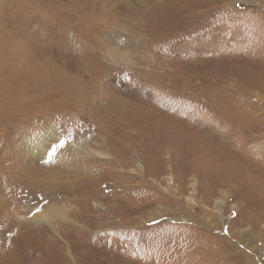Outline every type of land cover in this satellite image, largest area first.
Segmentation results:
<instances>
[{
	"label": "rangeland",
	"instance_id": "rangeland-1",
	"mask_svg": "<svg viewBox=\"0 0 264 264\" xmlns=\"http://www.w3.org/2000/svg\"><path fill=\"white\" fill-rule=\"evenodd\" d=\"M0 264H264V0H0Z\"/></svg>",
	"mask_w": 264,
	"mask_h": 264
},
{
	"label": "bare ground",
	"instance_id": "bare-ground-1",
	"mask_svg": "<svg viewBox=\"0 0 264 264\" xmlns=\"http://www.w3.org/2000/svg\"><path fill=\"white\" fill-rule=\"evenodd\" d=\"M37 136V135H36ZM35 138V137H34ZM22 142H24V144L28 147V149L31 151V152H34V151H37L38 152V149H39V146H41L40 148L41 151L43 149H45V146L44 144L42 143V145H39V143L37 141H29L27 138L23 137L22 138ZM33 140V139H32ZM39 141V140H38ZM41 144V143H40ZM65 146H66V149L69 150V147H73V145L71 144V142H65ZM75 150L77 151L76 153H78V155H81V156H91V157H94V156H97V157H100V158H109L112 156V154H107L105 153V151H100V150H95L94 148L92 147H88V146H84V145H78V147L75 148ZM39 153V152H38ZM113 157V156H112ZM96 163V162H95ZM73 165V164H72ZM75 166V167H74ZM73 166V173H72V176L73 178H75L73 180V182H68V179L71 178L70 174L69 175H66V178L65 175H58L56 177H50L52 179V182H56L58 183V185H50L51 186V190H55V195H52L51 192H48L47 194L46 193H43L42 195L40 194H37L35 192V195L34 197L36 198L37 202H36V205H40L41 207H43L41 210L43 211H40V214H39V217L37 219H33V221L36 223V222H41V221H46V219L48 218V216H55V215H59V214H63L62 212H67L69 210V207L66 206V205H62V201H65V199L68 200V194H67V191L68 190H63V189H60L61 187H66V186H70L69 184L71 183H76L78 180H79V176H80V172L82 171L81 170V165L80 163H77L76 165L74 164ZM87 171V170H86ZM19 173V172H18ZM51 174H49L50 176ZM17 176V175H16ZM18 178V177H17ZM83 178V177H82ZM14 180V179H13ZM28 181V180H27ZM93 182V181H92ZM90 182V183H92ZM4 183V182H2ZM11 183V182H10ZM26 183V182H25ZM52 183V184H54ZM14 184V183H13ZM51 184V183H50ZM9 185V184H8ZM16 185V184H15ZM54 186H56L55 188H53ZM4 187L6 186H3L2 188L4 189ZM20 187V186H19ZM79 187V186H78ZM68 188V187H67ZM92 188V187H91ZM17 189V188H16ZM59 190V191H58ZM58 191V192H57ZM57 193H63V195L65 197H63V195L61 196V199H58V196H57ZM74 193V191H73ZM74 195V194H72ZM71 197V196H70ZM97 206H99L98 204H95ZM31 208V207H30ZM28 209V208H26ZM35 217V216H34ZM48 221V220H47ZM48 223V222H47Z\"/></svg>",
	"mask_w": 264,
	"mask_h": 264
},
{
	"label": "snow or ice",
	"instance_id": "snow-or-ice-1",
	"mask_svg": "<svg viewBox=\"0 0 264 264\" xmlns=\"http://www.w3.org/2000/svg\"><path fill=\"white\" fill-rule=\"evenodd\" d=\"M61 143H63V141H61ZM54 152H55V149H53V152L49 153V156H51Z\"/></svg>",
	"mask_w": 264,
	"mask_h": 264
}]
</instances>
